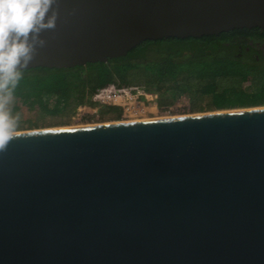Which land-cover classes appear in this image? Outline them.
<instances>
[{"label": "water", "instance_id": "water-1", "mask_svg": "<svg viewBox=\"0 0 264 264\" xmlns=\"http://www.w3.org/2000/svg\"><path fill=\"white\" fill-rule=\"evenodd\" d=\"M54 8L27 69L264 30V0ZM0 264H264V106L18 132L0 152Z\"/></svg>", "mask_w": 264, "mask_h": 264}, {"label": "trees", "instance_id": "trees-1", "mask_svg": "<svg viewBox=\"0 0 264 264\" xmlns=\"http://www.w3.org/2000/svg\"><path fill=\"white\" fill-rule=\"evenodd\" d=\"M248 30L234 29L200 38L145 41L127 56L110 59L107 63H88L64 69H26L15 98L29 107H46V97L53 96L56 107L73 111L80 105L93 106L91 99L96 91L116 83L142 86L157 93L159 106L166 109L175 102L176 95H180L183 88L224 98L225 94L219 92V88L226 84L235 86V93L232 99H223L214 108L264 106V96L248 94L242 89L247 82L257 86V81L264 79V59L258 61L249 55H240L250 38L260 31L251 33ZM225 88L221 89L229 90ZM119 112V108L110 106L101 110L102 115L115 114L117 118L121 117Z\"/></svg>", "mask_w": 264, "mask_h": 264}, {"label": "clouds", "instance_id": "clouds-1", "mask_svg": "<svg viewBox=\"0 0 264 264\" xmlns=\"http://www.w3.org/2000/svg\"><path fill=\"white\" fill-rule=\"evenodd\" d=\"M54 5L57 0H0V152L17 138L15 91L37 49L46 45L41 33L56 28Z\"/></svg>", "mask_w": 264, "mask_h": 264}, {"label": "rangeland", "instance_id": "rangeland-1", "mask_svg": "<svg viewBox=\"0 0 264 264\" xmlns=\"http://www.w3.org/2000/svg\"><path fill=\"white\" fill-rule=\"evenodd\" d=\"M257 86L247 82L242 85V89L245 93L255 94L260 97L264 96V79L257 81ZM222 89L225 87L229 88L227 91H223L221 88L219 92H224L225 97L217 94H203L202 92H196L197 90H191L192 88H183L180 95H176L175 102L168 106V108L161 107H145L144 111L133 117H124L123 113L120 118L115 115H102L101 110L104 107H99L96 111L91 109L79 110L78 106L73 111L66 110L64 108L55 106V98L53 96L46 97V107L36 105L29 107L28 105L22 104L21 101L15 98L13 105V114H19V131H30L39 129H50V128H62L82 125H93L102 124L109 122H127L137 120H147L155 118L165 117H176V116H187L200 113H209L219 111L221 109L214 108L218 104L222 103L223 99H232L235 93V86L226 84L222 85ZM225 88V89H227ZM257 93V94H256ZM216 97H215V96ZM92 101V100H91ZM195 108V109H193ZM202 109V110H200ZM237 109V108H233Z\"/></svg>", "mask_w": 264, "mask_h": 264}, {"label": "built area", "instance_id": "built-area-1", "mask_svg": "<svg viewBox=\"0 0 264 264\" xmlns=\"http://www.w3.org/2000/svg\"><path fill=\"white\" fill-rule=\"evenodd\" d=\"M158 94L146 90L142 86H120L111 83L101 87L92 97V105H81L79 110L91 109L97 112L102 106L117 107L121 110L124 117H133L144 111L145 107L158 105Z\"/></svg>", "mask_w": 264, "mask_h": 264}, {"label": "flooded vegetation", "instance_id": "flooded-vegetation-1", "mask_svg": "<svg viewBox=\"0 0 264 264\" xmlns=\"http://www.w3.org/2000/svg\"><path fill=\"white\" fill-rule=\"evenodd\" d=\"M247 29H249L248 31L251 33H253V32L255 33V31H258V29L260 31H258V33H255V35H253V37L250 38L248 45L245 46L243 49H241L240 55H249L251 58H254V59H257L258 61H260V60L264 59V30H262L258 27L247 28ZM246 38H248V37L246 36ZM158 97H159V95H158ZM158 105H159V101H158ZM119 113H121V116H122V112H119ZM110 115H115V114H110Z\"/></svg>", "mask_w": 264, "mask_h": 264}, {"label": "bare ground", "instance_id": "bare-ground-1", "mask_svg": "<svg viewBox=\"0 0 264 264\" xmlns=\"http://www.w3.org/2000/svg\"><path fill=\"white\" fill-rule=\"evenodd\" d=\"M210 113V112H209ZM200 114H203V113H200ZM192 115V114H191ZM194 115V114H193ZM188 116V115H187ZM176 117H182V116H176ZM165 118H172V117H165ZM148 119H150V118H148ZM147 119V120H148ZM155 119H159V118H155ZM137 121H140V120H137ZM109 123H113V122H109ZM102 124H105V123H102ZM93 125H97V124H93ZM82 126H87V125H82ZM72 127H79V126H72ZM62 128H64V127H62ZM50 129H54V128H50Z\"/></svg>", "mask_w": 264, "mask_h": 264}]
</instances>
